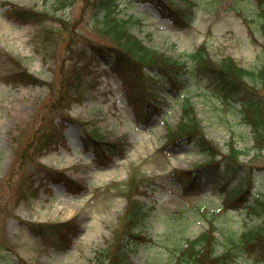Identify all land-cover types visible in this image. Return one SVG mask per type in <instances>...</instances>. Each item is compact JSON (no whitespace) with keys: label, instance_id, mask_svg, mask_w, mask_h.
Listing matches in <instances>:
<instances>
[{"label":"rangeland","instance_id":"obj_1","mask_svg":"<svg viewBox=\"0 0 264 264\" xmlns=\"http://www.w3.org/2000/svg\"><path fill=\"white\" fill-rule=\"evenodd\" d=\"M191 0H174L179 7L190 8ZM8 2L65 16L71 23L58 32L59 23L48 18L43 23H19L6 13ZM65 3L62 7L61 3ZM85 0H0V264H12L17 257L29 264H96V251L111 241L119 217L126 206L123 188L129 177L145 176L139 198L146 204L142 238L131 253L132 264H175L180 234L195 238L208 227L209 215L217 212L216 224L222 229L247 228L260 218L248 209L220 206L221 197L209 189L183 194L171 170L190 169L203 161L193 145L166 144L167 128L178 121L179 103L172 98L160 99L162 113L146 123L136 121L132 104L126 97L131 88L127 75L121 78L109 64L87 52L78 63L83 66L81 98L59 110L48 112L49 86L45 83L15 85L9 81L13 62L20 60L32 74L45 82L60 77L58 68L69 56L72 62L77 51L69 46L88 47L111 44L99 33L90 6ZM253 0H199L193 17L183 23L163 18L150 4L136 0H115L114 11L134 22L132 31L145 44L161 53L184 58L204 44L214 59L232 56L240 65L257 69L264 65V37L257 27L256 16L248 10ZM85 8H84V7ZM230 6L233 9L227 10ZM248 12L249 31L243 16ZM45 28L55 31L46 39ZM73 35H79L74 36ZM52 36V37H51ZM73 37L74 39H72ZM82 50V48L80 49ZM71 62V61H69ZM67 62V63H69ZM264 90V89H263ZM183 92V91H182ZM192 100L207 134L226 150L225 142L234 138L243 156L253 164L264 166V148L258 158L254 149L251 126L241 119L239 105L234 104L215 88L191 89ZM264 95V93H263ZM63 110V115L61 114ZM70 114L93 132L116 140L120 149L100 164L82 144L80 124L64 118ZM58 125L61 138L45 153L33 154V138L39 136L42 123ZM63 128H62V127ZM63 135V137H62ZM104 154L107 150L103 149ZM27 159L20 166V159ZM63 170L71 180L81 183L80 192L63 181L47 177L43 167ZM264 173V172H263ZM255 169L254 190L264 189V174ZM149 180V181H148ZM148 181V182H147ZM119 183H123L118 186ZM24 195L25 198H20ZM209 197L211 199H209ZM235 205V204H234ZM29 220L60 222L71 220L78 233L66 250L46 245L25 222ZM166 223L176 235L167 234ZM260 257H264V248ZM233 264H261L251 252L242 254Z\"/></svg>","mask_w":264,"mask_h":264},{"label":"trees","instance_id":"obj_2","mask_svg":"<svg viewBox=\"0 0 264 264\" xmlns=\"http://www.w3.org/2000/svg\"><path fill=\"white\" fill-rule=\"evenodd\" d=\"M61 1L68 2V0ZM144 1L157 6L163 16L169 17L175 23L190 19L193 15L191 9H180L174 0ZM9 4L8 15L21 23H43L48 18H55L59 23L60 35L71 23L63 14L50 15L46 11L21 6L14 2ZM61 4L62 7L67 5L63 2ZM84 5L90 6L92 19L97 22L99 33L107 37L111 44H93L94 46L90 48L81 46L73 48L70 45L69 50H76L77 57L73 62L71 56L64 60L58 68L60 77L55 82H45L24 67L20 60L7 55L14 64L8 76L9 81L15 85L47 84L48 94L51 97L48 100L51 101L45 103L44 108L47 107L49 113L59 110L63 105H69L73 98L81 96L83 66L78 63H81L79 60L85 58L90 51L94 57L100 56L109 61L111 69L120 76L129 75L132 78V81L128 82L131 86L128 89V98L138 112L136 115L139 121L147 122L152 115L161 112L160 99L169 97L178 101L181 113L175 125L168 127L166 144L194 145L204 154L205 160L192 169H174L173 178L185 193L198 192L204 186H208L211 192L223 194L226 202L232 198L236 207L248 209L260 220L241 230L230 227L222 229L216 224L217 212L211 213L208 227L197 237L190 238L180 234L181 241L175 264H233L246 252L253 253L256 259L264 264V257H260L261 249L264 248V189L254 191L251 182L255 169H260L262 176L264 166L254 165L251 158L245 160L243 156L249 151L240 148L234 138L225 142L226 150H223L205 131L189 92L191 89L215 88L225 99L239 104L241 119L251 126L253 157L258 158L264 148V65L257 69L246 68L230 55L214 59L204 44L193 52H188L184 58L166 55L145 44L132 31L134 21L131 18L121 17L117 11H114L115 0H85ZM253 11L257 20L256 28L264 37V0H255ZM244 18L250 26L249 20L245 16ZM251 27L250 31L253 33ZM45 30L46 39L55 33L51 28ZM73 37L71 38L74 39ZM262 47L264 50V43ZM61 114L63 115V110ZM64 118L79 122L86 149L94 151L100 161H103L105 155L103 147L110 150V155L114 153V147L118 145L116 140H109L99 132L89 131L80 120L71 117L68 113ZM47 123H42L39 136L32 141L34 151H31L26 158L32 159L36 152L43 154L61 139V128L53 122H50L49 128H45ZM20 161V166H23L27 159ZM42 170L54 181L65 179L76 189L80 187V183L71 180L64 171L47 166ZM218 177L220 178L217 179ZM146 180L145 176L133 175L124 183L126 184L122 191L126 198L124 212L119 217L111 241L106 247L96 251V264H132L131 253L137 250L138 240L142 238L143 224L148 215L146 204L139 198ZM122 184L119 183L118 186ZM20 198L25 196L21 195ZM26 223L33 233L41 236L45 244L57 248H65L71 236L77 233V225L71 220ZM165 225L168 227L167 234L177 236L179 232H173L169 223ZM3 243L4 238L0 236V245L2 246ZM12 264L29 263L18 257Z\"/></svg>","mask_w":264,"mask_h":264}]
</instances>
